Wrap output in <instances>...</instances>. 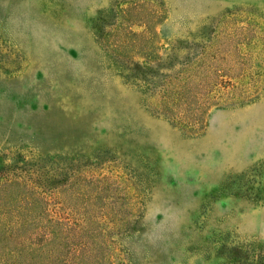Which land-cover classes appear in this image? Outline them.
<instances>
[{
  "label": "rangeland",
  "instance_id": "374dc122",
  "mask_svg": "<svg viewBox=\"0 0 264 264\" xmlns=\"http://www.w3.org/2000/svg\"><path fill=\"white\" fill-rule=\"evenodd\" d=\"M137 1L159 10L163 58L206 46L242 70L245 96L197 133L152 111L96 39L100 13ZM23 160L46 190L69 183L49 211L127 217L93 223L128 229L104 264H264V199L247 192L264 180V0H0V168Z\"/></svg>",
  "mask_w": 264,
  "mask_h": 264
},
{
  "label": "trees",
  "instance_id": "16d2710c",
  "mask_svg": "<svg viewBox=\"0 0 264 264\" xmlns=\"http://www.w3.org/2000/svg\"><path fill=\"white\" fill-rule=\"evenodd\" d=\"M159 21V10L145 2L117 5L97 17L95 36L127 81L149 98L152 111L197 133L212 107L245 96L239 83L242 70L231 62L220 65L226 58L206 46H197L180 58L174 54L163 58L158 34L150 28ZM133 26L142 30L133 31ZM21 162L22 166L0 168V264H104L110 231L128 229L115 225L106 230L93 223L107 217L126 221L127 217L86 211L80 219L71 220L49 211V199L69 183L46 190L43 167ZM251 181L250 197L264 199V180ZM85 197L90 202L93 195Z\"/></svg>",
  "mask_w": 264,
  "mask_h": 264
}]
</instances>
